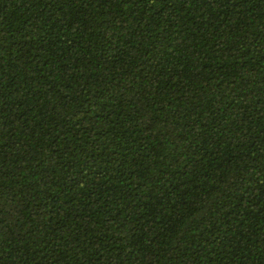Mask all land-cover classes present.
<instances>
[{
  "label": "trees",
  "instance_id": "16d2710c",
  "mask_svg": "<svg viewBox=\"0 0 264 264\" xmlns=\"http://www.w3.org/2000/svg\"><path fill=\"white\" fill-rule=\"evenodd\" d=\"M0 264H264V0H0Z\"/></svg>",
  "mask_w": 264,
  "mask_h": 264
}]
</instances>
